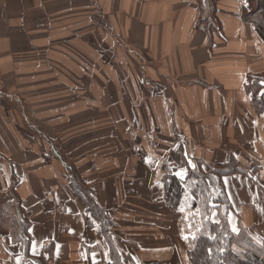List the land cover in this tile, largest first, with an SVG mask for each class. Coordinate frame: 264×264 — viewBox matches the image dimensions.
<instances>
[{
  "label": "crops",
  "instance_id": "0c3cea01",
  "mask_svg": "<svg viewBox=\"0 0 264 264\" xmlns=\"http://www.w3.org/2000/svg\"><path fill=\"white\" fill-rule=\"evenodd\" d=\"M247 2L0 0V207L29 240L21 255L0 230V264H90L107 243L125 264L182 260L161 179L231 160L234 209L264 226L243 175L257 167L264 184V114L247 90L264 41Z\"/></svg>",
  "mask_w": 264,
  "mask_h": 264
},
{
  "label": "trees",
  "instance_id": "16d2710c",
  "mask_svg": "<svg viewBox=\"0 0 264 264\" xmlns=\"http://www.w3.org/2000/svg\"><path fill=\"white\" fill-rule=\"evenodd\" d=\"M254 1V8L251 9L249 6ZM243 16L246 21L253 24L258 36L264 41V0H248ZM256 84L255 78L250 77L247 90L251 93L252 104L256 112L264 114V94L257 96L258 94L253 93ZM212 167H208L206 172H203L202 168L198 169L199 171L190 170L184 180L168 172L161 179L164 205L171 212L179 215L178 239L184 247L188 264H264V236L260 242L254 241L250 230L242 225L240 212L234 209L225 190L224 178H230L241 172L238 163L231 160L226 164L218 165L219 168ZM258 170L257 167L254 170H245L243 175L252 174L251 177L245 178V182L254 201L264 204V184L260 183L257 178ZM73 185L77 193H83L82 186L77 181ZM85 195V198H81L87 206V211L90 210L93 215L95 213L101 216L94 200L87 194ZM15 213L20 217L19 212ZM260 220L264 221V210L260 212ZM103 222L105 224V219ZM19 224L21 223L15 217L11 204L0 207V230L10 231L8 237L12 245L17 242L21 244L20 233L16 230ZM253 227L252 230L257 234L259 231L264 234V226ZM23 245L21 244L20 247L21 255H24L23 249L28 250L29 240L25 239ZM105 245L108 247V256L106 258L97 256L90 264L126 263L121 259L113 243ZM178 260L181 259L169 262V264H178ZM47 261L42 252L40 257L25 259L22 263L48 264ZM152 264L158 263L153 262Z\"/></svg>",
  "mask_w": 264,
  "mask_h": 264
},
{
  "label": "rangeland",
  "instance_id": "374dc122",
  "mask_svg": "<svg viewBox=\"0 0 264 264\" xmlns=\"http://www.w3.org/2000/svg\"><path fill=\"white\" fill-rule=\"evenodd\" d=\"M250 5V4H249ZM248 5V6H249ZM254 5H255V1L249 6L251 9H253L254 8ZM255 81H257V84L256 85H254V90H253V93L254 94H258L257 96H259L260 95V93H262L263 91H264V77L263 76H258V77H256L255 78ZM127 121V120H126ZM122 124H120L119 126H121ZM120 131H122V130H120ZM138 134L139 133H141V132H137ZM39 134V133H38ZM128 132H124V135H123V137H121V141L123 142V144L125 145V144H127V143H129V141H130V139L128 138ZM58 150H60L61 152H62V154H65V147H61V148H58ZM74 165V164H73ZM91 165V164H90ZM208 167H212V166H207V168H204V167H202V166H197V168L195 169V170H200V168H202L203 169V172H206V171H208ZM212 168H219L218 166H215V167H212ZM198 170V171H199ZM247 176L248 177H251L252 176V174L251 173H248L247 174ZM246 228H248L249 230H250V233H251V236H252V238L254 239V241L255 242H260L261 241V238L264 236V234L263 233H261L260 231H259V233L257 234L256 233V231H254V230H252V228L253 227H251V224H248L247 226H246ZM180 232H182V230L180 231ZM19 260L21 261V263L23 262L20 258H19ZM179 261V263L178 264H188V262H187V259L186 258H184V259H182V261L181 260H178ZM136 264H152L151 262H147V261H145V262H142V261H139L138 260V262H135ZM135 263H133V264H135ZM155 263V262H154ZM23 264V263H22ZM159 264V263H158Z\"/></svg>",
  "mask_w": 264,
  "mask_h": 264
}]
</instances>
